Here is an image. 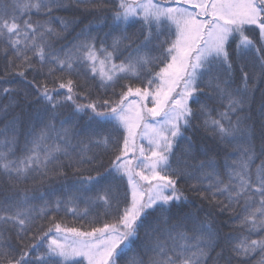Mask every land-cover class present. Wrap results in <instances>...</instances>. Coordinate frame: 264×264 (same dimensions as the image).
<instances>
[{
	"label": "snow or ice",
	"instance_id": "1",
	"mask_svg": "<svg viewBox=\"0 0 264 264\" xmlns=\"http://www.w3.org/2000/svg\"><path fill=\"white\" fill-rule=\"evenodd\" d=\"M72 7L100 12L107 10L109 3L108 0H27L24 3L12 0L9 5L6 0H0V55L7 61L4 75L21 77L26 87L35 89V98L30 100L33 93L25 88H0V97H9V103L0 106V115L8 116L20 107V101L14 97L21 92L24 102L35 106L28 114L30 128L25 133L21 155L16 154L20 115L13 116L0 128V177L3 178L0 179V264H117L128 246L139 238L142 217L146 219L151 212L157 216L155 225L145 231L144 247L150 253L146 264H206L209 253L216 247L218 232L210 221H201L197 211H183L181 206L188 202V197L177 187L181 176L194 181L190 188L219 213H236L240 209L236 226L242 234L228 238L229 254L225 256L222 249L217 253V260L232 264L235 259L245 264L258 250L264 253V160L255 164L258 155L251 111L256 84L264 80V0H118L111 22L106 25L109 28L106 35L121 33L113 37L111 51L103 45L97 49L96 37L88 31L89 26L78 34L84 38L72 48L57 51L53 40L68 31L70 22L54 13ZM33 13L45 18L34 21ZM54 22L59 23V30L53 26ZM135 23L140 24L139 35L143 36L140 44L135 43V35L127 34V28ZM256 29L255 37L248 35ZM163 32L169 38L160 42L162 55L151 57L142 53V48L151 45L153 39L159 40ZM134 44L133 52L125 60L120 64L112 62L122 47L133 48ZM232 44L235 47L230 53ZM233 54L241 74L238 85L234 80ZM157 63L163 66L153 73L151 66ZM81 69L85 76L89 72L93 78L99 75L102 89H115L123 79L139 80L145 70L148 78L146 83L141 81L145 84L143 88L124 85L127 90L121 91L118 100L97 99L78 104L74 91L77 85L71 77L80 76ZM28 72L35 74L32 80H28ZM40 75L46 79L37 81ZM48 80L58 89H67V95L58 99L57 87L49 88ZM206 88L224 105L225 110L218 112L219 118H213L207 105L200 103L199 94ZM130 96L139 100L129 101ZM149 97L152 107L145 103ZM190 101L199 104V108L194 109ZM67 102L75 106L77 113H89V121L97 125L110 123L117 131L123 129L122 146L111 135L94 141L90 137L88 141L105 149L111 142L119 153L112 161L111 170L121 179L126 176L131 188V200L125 195L122 209L113 186L103 185L108 177L88 167L95 163L94 157L84 151L73 157L69 151L70 129L62 127L57 131L54 121L58 109ZM258 111L259 155L264 156V99ZM200 117L206 132L215 135L221 143L236 146L240 152V159L226 164V180L221 178L214 159L200 161L191 172L187 159L183 160L182 168H173L169 161L176 141L183 135L182 129L192 128L193 121ZM149 119L154 121L153 136L146 149L143 144L137 145L135 137L136 129L142 124L149 126ZM37 124L43 125L38 132L35 131ZM188 141L183 154L194 158L191 137ZM129 153L132 159L128 158ZM61 157L68 161L67 165ZM65 167L81 175L96 171V175L84 176L67 201L58 198L51 208L44 193L30 195L21 189L30 180L35 183L38 178L43 183L66 175ZM94 190L96 195H89ZM37 199L44 201L39 211L33 203ZM113 200L115 222L93 227L91 231L62 227L54 222V215L53 227L47 231L37 224L49 210L59 212L62 203L67 211L79 217L81 213L68 205L83 202L94 206L102 202L107 212L113 207ZM173 207L176 223L171 222ZM83 215L87 217V208ZM188 224L193 235L185 230ZM53 229L57 235L50 236ZM60 233L65 235L60 237Z\"/></svg>",
	"mask_w": 264,
	"mask_h": 264
},
{
	"label": "trees",
	"instance_id": "2",
	"mask_svg": "<svg viewBox=\"0 0 264 264\" xmlns=\"http://www.w3.org/2000/svg\"><path fill=\"white\" fill-rule=\"evenodd\" d=\"M27 2V0H20V3ZM162 2V0H161ZM7 4H11L12 0H6ZM109 8L104 11L94 12V11H85L83 9H76L75 7L69 8L67 10H59L54 13V15L62 17L70 22V27L67 32H64L61 37L53 40V45L57 51L68 50L73 47L80 39L84 37L81 34L86 26L88 27V31H90L92 36L96 37L95 44L97 49L103 45V47L107 48L111 51V45L113 42L114 36L121 35L120 32H112L109 33V28L106 26L111 22V14L112 11L115 10L116 4L118 0H108ZM17 14L20 15V11L17 10ZM42 15H37L33 13L32 19L35 21L37 19H44ZM72 21H75L72 23ZM104 21V23H101ZM54 27L58 30L60 25L58 22H54ZM140 24L135 23L131 27L127 28V34L129 36L136 37L135 43L140 44L143 41V36L139 35ZM258 33V29L249 31L248 35L255 37ZM167 32H163V34L159 37V40L153 39L151 45L147 48H142V53H147L151 57H160L162 55V48L159 46L160 42L168 39ZM127 43V41L125 42ZM167 45H164L166 47ZM235 45L232 44L229 51L233 53ZM135 48V44L133 48H121V50L114 54L113 63L120 64L121 61L125 60L130 52H133ZM99 54V53H98ZM134 54V53H133ZM103 58V57H101ZM7 61L4 59L3 55H0V77H3L0 80V88L3 87H15V88H25L29 93H33L30 96V100H34L35 89L32 87H26L25 83L22 82V78L15 75H4V69L6 67ZM163 64L157 63L152 65L153 73L159 71V68L162 67ZM110 67V66H109ZM233 67H234V80L235 84L240 83V71L238 64L235 60V56L233 54ZM99 70V65H98ZM107 70V68H106ZM32 72L27 73L28 80L33 79ZM59 75V73H57ZM141 79H136L135 77L131 79H123L120 80L115 89L111 87L100 88V77L97 75L95 78L92 77L89 72L87 76L84 74V70L81 69L80 76L73 75L71 79H73L77 85L74 91L77 93L75 99L78 104H88L97 99H110V100H118L121 91H126V87L124 85H131L133 88L145 86L141 81H145L147 77V72L142 71L140 73ZM37 81H44L46 79L45 76L40 75L36 77ZM7 81H11V85L7 83ZM86 85V87L84 86ZM49 88L57 87L60 95L57 97L58 99H62L63 96L67 95V89H58L56 84H53L51 80H48ZM16 100L20 101V107H17L14 112H10L8 116L0 115V128H3L8 120H10L15 115H20L21 125H20V135L17 144V156L22 154V149L25 143V133L30 128V124L28 123V114L32 113L35 110L34 105H29L23 100V93L21 92L19 95H15ZM129 101L131 100H139V97L130 96ZM264 99V80H261L256 84V92H255V101L252 104V122L255 126V148L258 155V158L255 161V164H260L261 160H264V156H260V113L258 108L260 106L261 100ZM199 100L201 104H206L207 107L212 112L213 118H219L218 112H222L225 110L224 105L215 97L213 91L211 89H205V92L199 94ZM9 103L8 96L0 97V106L7 105ZM148 107H152L151 97L147 101H145ZM226 103V102H225ZM190 105L194 109L199 108V104L191 103ZM90 112V110H89ZM88 114L86 112L77 113L75 106L71 102H67L63 107L58 109V115L56 120L54 121L55 127L57 131H60L61 128L70 129L69 139L71 141L72 147L69 148V151L72 153L73 157H77L81 151L86 152L87 155L93 156L95 163L93 165H89L88 167L95 168L98 170L103 176L108 177L107 180L103 182V185L111 184L114 188L115 194L119 197L121 203L120 208L122 209L125 206L124 197L127 196V200H131V188L128 185L127 177H123L122 179L116 175V173L112 172L111 165L112 161L115 158V155L119 154L115 148L111 145L108 149L103 148L102 146H96L95 143H88L89 138L91 137L94 141L95 139H99L104 135H111L117 138L120 142V146H122L123 135L125 134L123 129L119 131L115 130L112 124H104L102 126L97 125L94 121H89ZM156 119H160L157 117ZM235 119V117H233ZM203 117H200L198 120L193 121L192 128L182 129L183 135L178 138L176 141L172 155L169 157V161L173 168H182L184 167L183 160L187 159L190 167L188 171H195L200 161L207 159H214L217 165V170L222 179H227V165H231L233 160L240 159V152L237 150L236 146L232 144L221 143L219 139L204 130L202 127ZM64 122L63 125L61 122ZM148 127H145L143 124L136 129V143L137 145L143 144L144 147L148 148V140L152 138L148 133V129L151 127V124L154 123L151 119H149ZM43 127L42 124H37L35 131H39L40 128ZM55 136V133L52 134ZM188 137H191V143L193 145V156L194 158L185 157L183 154V148L185 145L189 143ZM83 141V143H81ZM59 143H63V141H57ZM84 144H87V149L84 148ZM136 155H139V152H136ZM64 159L65 165H67L68 161ZM129 159H132V153L128 155ZM135 162V161H134ZM66 175L56 176L45 180L43 183L37 181L33 183V181H27L21 185L22 190H26L30 195L31 194H39L44 193V199L48 200L50 208L54 205L55 201L59 198L62 202L67 201L68 198L73 194L74 189L79 185L80 181L89 174L95 176L96 171L91 172H83V175L80 173L74 172L73 168L65 167ZM139 170V169H138ZM146 171V170H145ZM162 175L164 173H161ZM198 174V172H197ZM115 177V179H113ZM0 179H3L0 177ZM138 179V178H137ZM194 181L187 179L184 176H181L177 181V187L183 191L184 195L188 197V202L183 204L181 207L184 212L189 211H197L199 219L201 221H210L213 227L218 232V240L214 250L209 253V256L206 260V264H224V261L217 260V253L222 249L224 250V255L227 256L228 253V238L237 237L242 234V230L239 229L236 225L238 224V216L237 214L240 212V209L237 208L236 213H219V210L209 205L206 200H201L198 195L190 188V185ZM208 181L205 180L206 184ZM153 183H156L153 181ZM5 187L7 184L5 182ZM145 187L147 184L145 182ZM19 194V193H17ZM89 195L95 196L96 191L89 193ZM36 205L37 211L43 205L44 201L41 199H37L33 201ZM113 207L109 209L107 212L102 202H97L94 206H90L83 202H77L75 205H68V207H75L77 212H80L81 215L77 217L72 212L67 211L64 204L61 205V210L59 212H54L49 210L47 215L43 220H37L38 225H43V230L47 231L49 227H53L52 217L55 216V223H60L62 227H76L80 231H91L93 227H103L105 223H114L115 216L117 215L115 210V200L112 201ZM88 209V215L85 217L83 215L84 209ZM157 213L151 212L150 215L145 219H143V226L140 227L138 231V239L132 242L127 250L119 257L117 264H141V261L147 262L150 253L145 250V231L151 226L155 225ZM172 223L177 222L176 209L173 207L172 209ZM186 231H188L189 235H193L192 226L188 224L186 226ZM50 236L57 235L53 229V232L49 234ZM65 235L64 233H60L59 236L62 237ZM13 236V243L15 244V234ZM256 239V236L252 237ZM34 242V241H33ZM123 247V246H122ZM86 264V262H85ZM232 264H239L237 260H233ZM245 264H264V253L259 252V250L254 253Z\"/></svg>",
	"mask_w": 264,
	"mask_h": 264
},
{
	"label": "rangeland",
	"instance_id": "3",
	"mask_svg": "<svg viewBox=\"0 0 264 264\" xmlns=\"http://www.w3.org/2000/svg\"><path fill=\"white\" fill-rule=\"evenodd\" d=\"M148 133H150L149 134L150 136H153V132H152V128L151 127L148 129Z\"/></svg>",
	"mask_w": 264,
	"mask_h": 264
}]
</instances>
